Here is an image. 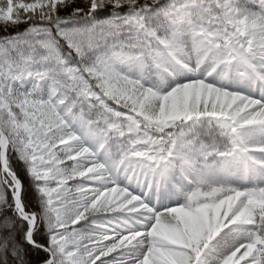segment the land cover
Returning <instances> with one entry per match:
<instances>
[{"label":"snow or ice","instance_id":"obj_1","mask_svg":"<svg viewBox=\"0 0 264 264\" xmlns=\"http://www.w3.org/2000/svg\"><path fill=\"white\" fill-rule=\"evenodd\" d=\"M0 264H264V0H0Z\"/></svg>","mask_w":264,"mask_h":264}]
</instances>
